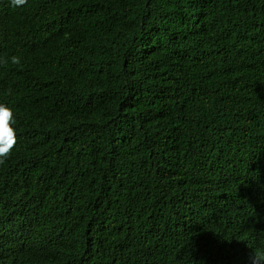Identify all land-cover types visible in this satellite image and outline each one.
Returning a JSON list of instances; mask_svg holds the SVG:
<instances>
[{"label": "trees", "instance_id": "trees-1", "mask_svg": "<svg viewBox=\"0 0 264 264\" xmlns=\"http://www.w3.org/2000/svg\"><path fill=\"white\" fill-rule=\"evenodd\" d=\"M12 55L0 264H250L264 0H0Z\"/></svg>", "mask_w": 264, "mask_h": 264}, {"label": "clouds", "instance_id": "clouds-1", "mask_svg": "<svg viewBox=\"0 0 264 264\" xmlns=\"http://www.w3.org/2000/svg\"><path fill=\"white\" fill-rule=\"evenodd\" d=\"M11 7L19 8L27 4V0H9ZM20 65L21 59L17 55H12L10 58L0 57V64ZM15 114L9 106L0 103V165H3L10 158L12 151L17 144V135L14 128ZM249 254L250 264H264V246L250 248ZM77 254V253H76ZM93 257L92 261L88 258ZM46 261L44 260V263ZM46 264V263H45ZM53 264H57L55 261ZM77 264H95V256L85 257L81 255Z\"/></svg>", "mask_w": 264, "mask_h": 264}]
</instances>
